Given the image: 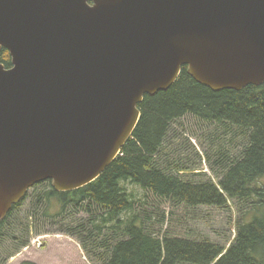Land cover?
Masks as SVG:
<instances>
[{"label": "water", "instance_id": "obj_1", "mask_svg": "<svg viewBox=\"0 0 264 264\" xmlns=\"http://www.w3.org/2000/svg\"><path fill=\"white\" fill-rule=\"evenodd\" d=\"M0 221L35 184L71 191L121 154L182 67L264 83V0H0Z\"/></svg>", "mask_w": 264, "mask_h": 264}, {"label": "trees", "instance_id": "obj_2", "mask_svg": "<svg viewBox=\"0 0 264 264\" xmlns=\"http://www.w3.org/2000/svg\"><path fill=\"white\" fill-rule=\"evenodd\" d=\"M0 62L12 66L8 49L2 48ZM138 107L141 117L132 137L96 180L71 191H57L52 180H47L29 191L47 184L44 201L41 193L36 199L47 206L56 201L60 213L84 203L90 212L92 207L97 209L92 224L99 234L110 228L126 237L115 244L105 264H264V83L215 91L197 82L185 65L176 82L154 95L146 94ZM186 115L235 126L248 138L241 156L230 162L217 182H191L156 162L171 124ZM129 185L189 207L224 209L235 201L246 209L228 247L209 240L162 236L147 228L135 207L139 194ZM29 191L0 221V231L24 206Z\"/></svg>", "mask_w": 264, "mask_h": 264}, {"label": "rangeland", "instance_id": "obj_3", "mask_svg": "<svg viewBox=\"0 0 264 264\" xmlns=\"http://www.w3.org/2000/svg\"><path fill=\"white\" fill-rule=\"evenodd\" d=\"M247 144V136L235 126L186 115L171 124L156 162L191 182H217ZM129 187L139 194L135 207L147 228L162 236L209 240L228 247L246 209L235 201L224 209L189 207L160 199L140 187ZM45 191L47 184L31 189L24 206L1 229L0 264H105L115 244L126 237L117 236L110 228L99 234L92 224L99 212L94 207L88 211V203L69 206L60 213L56 201L52 206L39 202L36 195L41 193L43 199ZM58 233L62 235L56 236Z\"/></svg>", "mask_w": 264, "mask_h": 264}, {"label": "crops", "instance_id": "obj_4", "mask_svg": "<svg viewBox=\"0 0 264 264\" xmlns=\"http://www.w3.org/2000/svg\"><path fill=\"white\" fill-rule=\"evenodd\" d=\"M62 235L61 233H58L56 236Z\"/></svg>", "mask_w": 264, "mask_h": 264}]
</instances>
